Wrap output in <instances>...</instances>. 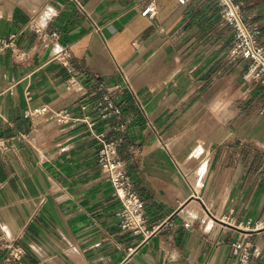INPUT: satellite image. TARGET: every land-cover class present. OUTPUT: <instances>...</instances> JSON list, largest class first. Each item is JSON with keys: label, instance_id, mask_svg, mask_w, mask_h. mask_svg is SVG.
I'll list each match as a JSON object with an SVG mask.
<instances>
[{"label": "crops", "instance_id": "1", "mask_svg": "<svg viewBox=\"0 0 264 264\" xmlns=\"http://www.w3.org/2000/svg\"><path fill=\"white\" fill-rule=\"evenodd\" d=\"M237 2L264 42V0ZM13 33L27 57L0 53V138L15 144L0 152V240L23 247L21 264H240L235 242L264 264V92L213 0H0V41ZM105 97L119 115L101 117ZM84 115L97 134L126 127L141 233L120 226Z\"/></svg>", "mask_w": 264, "mask_h": 264}, {"label": "built area", "instance_id": "2", "mask_svg": "<svg viewBox=\"0 0 264 264\" xmlns=\"http://www.w3.org/2000/svg\"><path fill=\"white\" fill-rule=\"evenodd\" d=\"M185 3L186 0H179ZM220 9L222 20L228 23L233 30V41L230 48V55L233 58H242L247 60V67L243 73V80L247 83L256 82L263 87L264 92V42L261 40V31L254 25L249 17L245 14L241 5L237 0H213ZM150 13L155 16L157 11L155 7L148 6L143 14ZM35 33L46 37L50 36L56 39L57 32L47 33L40 25L33 24ZM17 34L13 33L7 41H0V53L9 48L12 55L20 60L27 57V52L21 49L17 44ZM63 56H62V55ZM55 57L62 65L68 66L71 59L69 51L56 52ZM126 78V77H125ZM127 80V78H126ZM76 83L75 79H71L70 87ZM84 113L91 110L88 103L81 107ZM99 111L102 118H109L113 115L121 113L120 108L115 106L114 102L108 97L104 98V103L95 107ZM264 109V105H263ZM49 106L43 105L35 108L29 115L40 116L48 113ZM52 117L60 120L63 123L72 121L68 109H60L52 112ZM81 121L86 123L89 128H94L96 120L88 119V115L81 117ZM92 133L101 143V148L98 153V162L105 179L113 188L121 203L119 214L122 216L120 226L123 230L141 233L143 228V213L145 203L137 189V183L132 179L127 171L126 164L121 157L120 148L125 140L126 127L120 122L112 127V137L105 133ZM23 137V136H22ZM15 144L13 138H0V152L6 153L14 149ZM204 171H202L197 180L196 185L201 183ZM239 227H242L241 224ZM235 254L239 257L240 264H251L252 252L250 248L241 242L233 243ZM0 249L6 251L3 264H21L25 251L16 240H0Z\"/></svg>", "mask_w": 264, "mask_h": 264}]
</instances>
